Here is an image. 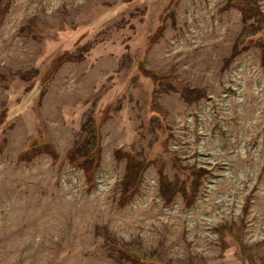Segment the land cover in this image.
I'll list each match as a JSON object with an SVG mask.
<instances>
[{
	"label": "rangeland",
	"instance_id": "rangeland-1",
	"mask_svg": "<svg viewBox=\"0 0 264 264\" xmlns=\"http://www.w3.org/2000/svg\"><path fill=\"white\" fill-rule=\"evenodd\" d=\"M254 1L0 0V264H264Z\"/></svg>",
	"mask_w": 264,
	"mask_h": 264
},
{
	"label": "trees",
	"instance_id": "trees-1",
	"mask_svg": "<svg viewBox=\"0 0 264 264\" xmlns=\"http://www.w3.org/2000/svg\"><path fill=\"white\" fill-rule=\"evenodd\" d=\"M230 2H232L233 5L236 8H238V10L244 16V18L247 17V12L248 11H250V10L251 11L252 10L257 11V9H256L257 7L255 5V1L254 0H230ZM261 17H262V15H261ZM262 19H263V17H262ZM65 60H66V56L64 54L63 56H61L58 59H56L55 62H53V64L49 68V70H48V72H47V74H46V76L44 78L45 83H47L48 79H50L51 74H53L55 72V70L57 69L58 65L62 64ZM262 66L264 68V59L262 61ZM141 70H143V69L141 68ZM142 72L144 74H146L144 70ZM146 76L147 77H151L155 82H158V79L156 77H154L153 75L146 74ZM153 97H154V95H153ZM155 105H156V103L154 104V102H153L152 103L153 111L154 112H158V109H157V107ZM91 155L92 154H90V155L85 154L80 159H76L73 156L70 157L71 163L76 164L77 166H80L85 171V173L88 175V179L89 180H91V177H92L91 176L92 175L91 167H93V165L98 162V159L96 158V156L95 155L91 156ZM90 165H91V167H90ZM130 168H131V172L130 171L129 172L131 174L127 175L124 178L123 182H122V187H121L122 188V193L121 194H122V199L123 200H127V198H130L137 191L138 181H136V179H137L138 173H137L135 167L130 166ZM119 251H120V254L127 256L128 259L131 258L132 261H136L139 264H141V263L144 264V261H142L141 259H138L137 257H134L133 254H131L130 252H128L126 250H124V251L123 250L122 251L119 250Z\"/></svg>",
	"mask_w": 264,
	"mask_h": 264
}]
</instances>
